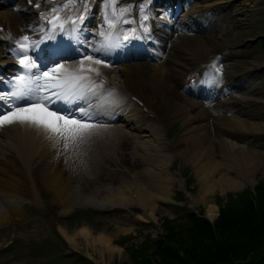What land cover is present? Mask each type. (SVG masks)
I'll list each match as a JSON object with an SVG mask.
<instances>
[{
    "label": "bare ground",
    "instance_id": "6f19581e",
    "mask_svg": "<svg viewBox=\"0 0 264 264\" xmlns=\"http://www.w3.org/2000/svg\"><path fill=\"white\" fill-rule=\"evenodd\" d=\"M14 1L0 0V26L8 31L5 40H0V65L3 70L9 69L11 73H15L17 69L13 65L17 64V59L8 60L4 53L8 44H12V47L20 46L27 34L30 35L28 43L32 50L48 45L50 40L56 41V44L63 42L55 49H64V52L76 48V64L69 65L60 60L52 65L36 64L34 75L51 71L61 65L70 71L80 69L81 61L89 55L94 60L98 58L102 63L94 65L99 69L100 75L86 72L85 75L90 78L73 87L67 99L62 92L60 99L50 100L51 96H54L53 93L61 91L58 88H41L38 91L34 88L31 92L34 103L37 97L47 96L49 99L43 103L48 108L53 111L59 109L61 115L91 124L93 127L82 137L65 140L42 127L27 123L0 127V228L22 218L21 203L27 201L28 196L31 203L38 201V185L43 186L53 195L54 200L58 201L62 215L68 214L76 205L94 208L119 206L125 209L137 206L142 212L137 215L139 219L153 221L156 203L171 200L175 182H178L180 187L182 185L180 174L171 173L169 170L173 154L178 156L182 163L192 166L199 184V195L192 198V201L204 205L205 215L209 219H213L217 213L214 201L217 192H234L255 183L256 172L264 165V153L250 149L248 144L264 135V125L247 123L241 119L251 116L258 109L255 101L241 94V91L246 89L245 83L233 80L237 82L234 87L240 90L238 94L224 97L227 92L222 93L221 87L218 90L221 94L217 92L215 95L219 105L226 107L228 112V115L218 117L222 130L217 134L216 142L207 122V110L197 101L203 96L198 84L189 92L177 86L170 77L169 67L159 63L157 55L150 53L137 56L128 51L120 52L114 41H99L96 33L86 29L74 28L70 41L65 37L58 38V34H46L45 26L43 29L42 19L37 13L47 9L48 4L42 2V7L33 11L25 0L16 4L14 9L10 8ZM218 3H222V0L210 2L209 7L211 8L212 4L217 6ZM194 13V10L187 11L180 26L188 27L196 34L204 36L196 39L192 46L183 49L182 60H186L185 64L170 61L172 65L175 64V67H180L188 73L196 72L188 65L192 67L195 63H203L206 56L210 55L209 48L216 43L220 34L226 31V28H213L210 31V22L205 17L195 18L193 21ZM68 16L64 14V17ZM233 16L237 18L241 14ZM162 24L155 22L153 17L149 22L154 31L149 36L152 47L163 45L157 33H166L167 30ZM142 31V28L137 29L139 34H143ZM6 63L11 66H6ZM87 65L88 62L85 61V67ZM180 74L182 79L186 76V73ZM204 76L200 75L202 79L199 85L209 90L210 84L205 82ZM5 80L0 78V96H7L4 93ZM44 83L43 80L40 81L41 85ZM132 87L139 89L138 95L133 94ZM179 89H182V92ZM157 97H160L162 106L159 115L148 108ZM6 108L7 100H0V110ZM8 111L10 110L4 113ZM82 112L85 115L82 116ZM162 117L182 122L180 141L185 143V147L173 154L166 151L170 141L166 137ZM128 137L135 141L133 156L140 157L143 163L140 175L122 173L120 186L116 189L109 188L103 196L99 190L84 194L69 185L64 175L65 168L57 163L59 150L61 147L65 148V143H75L77 146L79 140L87 138L86 140L96 148L95 158H89L87 166L98 171H110L116 168L114 162L118 158L117 151L122 139ZM63 156L73 165L74 162L79 163V158L75 159L73 155ZM83 168L81 166L80 170ZM35 171L37 177L34 178L32 173ZM24 181H30L32 186L24 187ZM61 233L73 249L85 255L88 254V249L97 252L102 258H110L120 253V248L108 237L96 234L84 226L79 227L74 236H68L64 231Z\"/></svg>",
    "mask_w": 264,
    "mask_h": 264
},
{
    "label": "rangeland",
    "instance_id": "374dc122",
    "mask_svg": "<svg viewBox=\"0 0 264 264\" xmlns=\"http://www.w3.org/2000/svg\"><path fill=\"white\" fill-rule=\"evenodd\" d=\"M20 1L15 0L13 3L18 4ZM125 1L127 0H110L109 2L112 5H117ZM214 1L202 2V0H198L186 6L184 3H180L183 7L180 11L181 14L175 16L174 19H171L170 15L175 11L176 6L164 10L163 13L155 14L156 19L160 22H169L171 27H174L169 31L168 36L157 32L163 43L161 51L156 52L160 55L159 63L169 67L170 77L177 86L180 88L185 86L192 74L180 67H175V64L172 65L170 61L175 60L180 64H185L186 60H182L183 49L192 46L196 39L202 38L204 35L196 34L194 31L188 30V27L180 28L178 23L183 19L182 14L185 15L189 10L195 11L193 21L195 18H203L202 16L205 15L206 20L210 22V31L213 28H226V31L220 34L219 39L215 41L216 43L209 48L210 55L205 58V60L212 59L216 62L213 70L205 76L206 81L213 88V92L224 82L230 83L231 86L234 84L233 80L245 83L246 89L241 91V94L255 101L258 109L251 116L241 119L247 123L264 125V50L259 44V37L264 35V0H235L236 2L231 5L210 8V2ZM10 8L14 9V7ZM238 13L241 16L234 18L233 15ZM91 27L92 25L89 26V30ZM188 66L191 68L190 64ZM192 67L193 70L197 69L196 64ZM180 73H186V76L182 79ZM179 91L182 92V89ZM132 92L134 95H138L139 89L132 87ZM238 93L240 91L235 88L228 90V95ZM186 96L188 95L186 94ZM199 101L207 110V122L210 125L213 139L217 142V134L222 130L218 117L224 114L228 115L227 109L220 106L216 98L206 95L202 96ZM148 108L154 114H161L160 97H157L156 101H152ZM162 120L166 136L170 141L166 151L173 154L175 151L182 150L185 147V143L180 141L182 122L167 117H162ZM86 139L79 140L77 146L75 143H65L69 146L61 147L58 153L57 163L65 168L64 175L73 189L78 188L84 194H91L99 190L103 196L109 188L116 189L120 186L122 174L116 171L117 168L127 169L130 174H141L142 160L132 154L135 144L133 138L122 139L117 151L118 158L114 162L116 168L110 171H98L87 166V160L95 158L96 148ZM70 146H73L71 147L72 151ZM215 147L217 148V145ZM248 147L264 153V135L259 140L249 142ZM67 154L75 156V159L79 158V163L74 162L73 165L63 156ZM88 162L90 163V161ZM84 164L86 165L84 166ZM81 166L84 167L83 170H80ZM169 170L171 173L181 175L184 188L181 189L178 182L174 183L172 202L158 201L153 221L139 219L137 215L142 212L137 206H131L127 211L106 207L103 210H95L96 213H91L94 209L76 205L66 214L69 217L64 218L58 201L54 200L53 195L39 185L38 198L46 200L47 209L44 212L36 213L32 207L24 208V205H21L23 217L7 227L0 228V264H132L130 250L139 247L148 236L151 240H156L163 234L165 219L179 224L186 220V212L190 210L205 215L204 205L192 201V198L199 195V184L192 166L182 163L181 159L173 154ZM32 175L34 178L37 177L36 171ZM263 182L264 165L256 172L254 189H252V185H246L243 189L234 192H225L224 194L217 192L214 195L217 213L212 220L215 222L218 219L221 206L225 207L226 204L231 203L235 209L240 208L242 201L237 194L242 190L249 188L254 197H257L255 186ZM23 185L27 187L30 182L24 181ZM228 194L231 195V199H227ZM81 226L91 229L96 234L108 237L114 245L120 248V253L110 258L106 256L102 258L91 249H88L86 255L78 251L67 254L69 250L61 231H64L68 236H74ZM260 245L263 246L264 242Z\"/></svg>",
    "mask_w": 264,
    "mask_h": 264
},
{
    "label": "trees",
    "instance_id": "16d2710c",
    "mask_svg": "<svg viewBox=\"0 0 264 264\" xmlns=\"http://www.w3.org/2000/svg\"><path fill=\"white\" fill-rule=\"evenodd\" d=\"M255 191L257 197L248 189L237 194L238 209L221 206L213 224L194 212L179 224L165 219L162 236L130 250L132 264H264V182Z\"/></svg>",
    "mask_w": 264,
    "mask_h": 264
},
{
    "label": "snow or ice",
    "instance_id": "6c2138e0",
    "mask_svg": "<svg viewBox=\"0 0 264 264\" xmlns=\"http://www.w3.org/2000/svg\"><path fill=\"white\" fill-rule=\"evenodd\" d=\"M73 0H69L67 4L64 5L68 8L72 5ZM109 7L108 0H105V9ZM56 12V9H53ZM127 9L121 8L119 10V16H116V9L113 7V16L116 19L123 17V14ZM83 16L78 17L79 20H83ZM59 15H54L53 20L50 22L60 21ZM105 19L108 21L109 26L113 27V20L110 19L105 12ZM146 19V17H145ZM127 22V21H125ZM73 24L76 21H72ZM60 28H63V23H59ZM147 31V29H145ZM125 40L129 39L128 36L124 37ZM30 45L28 43V37H24V41L19 46V52L16 53L20 56L19 64L22 69H24L25 74L18 75L15 81V90L10 93V96H0V100H11L15 97L16 100L28 97L29 94L34 90H40L41 88L47 90L51 88H58L63 93L65 98L73 87L78 85L81 81L89 79L85 73H95L97 76L100 75L99 69L94 67V65H100L102 63L99 59H93L91 55L86 56L84 60L81 61V67L77 70H68L63 68V66H58L52 68L51 71H44L42 74L32 75V69L36 68V63L27 55ZM85 61L88 62L87 67H85ZM43 80L45 83L40 84ZM53 95H59L58 93H53ZM49 97H37L35 103H30L26 107L17 106L16 102L13 101L8 105L10 111L0 114V127L5 125H11L14 123H27L33 126L42 127L45 131L56 134L58 137L65 140L75 139L77 137H82L87 133L93 126L88 123L82 122V120L75 119L70 116H65L59 114L60 110L49 111L47 105L43 103L44 100H48ZM85 115L82 112V116ZM67 147V144L65 145Z\"/></svg>",
    "mask_w": 264,
    "mask_h": 264
}]
</instances>
